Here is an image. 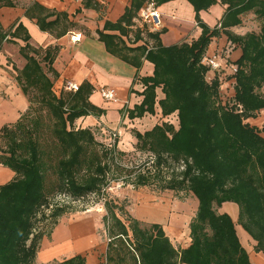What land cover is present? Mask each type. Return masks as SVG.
<instances>
[{"label":"trees","instance_id":"16d2710c","mask_svg":"<svg viewBox=\"0 0 264 264\" xmlns=\"http://www.w3.org/2000/svg\"><path fill=\"white\" fill-rule=\"evenodd\" d=\"M88 1H84L85 6H89ZM147 1L130 0L115 22L105 21L103 29L97 30L98 39L108 53L135 68L142 59L153 65L150 76L139 78L142 99L127 115L129 119L153 115L157 105L166 119L142 133L133 129L132 135L136 149L151 154L158 173L171 162L182 163L180 170L162 178L161 187L187 190L196 198V210L188 224L190 243L176 248L159 223L143 225L122 204L106 199L102 222L108 240L99 264H253L236 223L217 207L225 202L238 205V224L253 250L264 255V135L262 128L247 122L264 109V0H186L193 7L200 34L189 42L167 46L160 44L158 31H146L150 42L137 44L143 33L139 28L132 43L126 40L132 19ZM153 1L160 5L171 0ZM217 3L225 11L217 24L209 26L200 12ZM2 6L13 7L15 2L0 0ZM249 12L261 20L259 31L234 33L231 28L240 25L241 16ZM25 14L35 18L43 31L67 20L66 13L55 14L37 3ZM54 15V20L46 21ZM20 30H24L21 24L14 31L0 25V47ZM221 35L241 50L232 62L235 72L227 77L232 80L233 94L226 99L221 95L218 75L208 79L210 69L202 63L210 43ZM21 38L25 44L19 52L26 63L17 80L29 106L15 122L0 128L4 144L0 165L14 172L11 180L0 184V264H36L39 242L45 234L36 230L38 216L56 225L68 210L64 202L52 204V196L64 194L71 200L91 194L103 196L111 180H117L110 176L115 145L98 141L91 128L73 126L79 117L104 113L89 101L92 86L84 82L75 92L56 95L53 81L58 75L52 63L58 47H48L39 57L41 50L29 44L28 34ZM157 89L163 94L161 98ZM43 127L49 128L51 149L57 150L53 161L48 160L52 150L50 154L42 146ZM154 174H138L136 183L147 184L152 176H158ZM51 264L86 263L77 254Z\"/></svg>","mask_w":264,"mask_h":264},{"label":"crops","instance_id":"0c3cea01","mask_svg":"<svg viewBox=\"0 0 264 264\" xmlns=\"http://www.w3.org/2000/svg\"><path fill=\"white\" fill-rule=\"evenodd\" d=\"M84 1L85 0H14L15 6L0 7V25L4 30L14 31L19 24H21L24 29L19 31L18 36H13L4 41L0 47V127L5 123L15 122L29 106L28 98L22 92L21 86L17 80V75L26 63V60L19 52L20 47L25 44L21 38L25 32L29 36V44L34 48H40L41 55L39 57L44 55V51L48 47H58L52 63V68L58 75L53 81V88L64 89L63 86L68 81L75 82L79 86L84 82L90 84L92 86V91L89 95V101L102 108L106 118H111L109 115L112 114L114 117L109 122L117 124L115 127V125L106 123L102 117L88 115L77 119L76 128H91V125L97 126L102 123L107 129L115 130L118 128L119 122L124 123L127 119L126 123H131V127H134L142 133L145 130L151 129L155 124H159L166 120L161 116L160 109L157 105L153 115L145 114L140 118H126L127 113L125 110L132 109L133 106L138 104L142 99V96L139 94L143 87L139 78L150 76L153 72V65L149 61L142 59L139 68H135L118 57L108 53L103 42L98 39L97 30L103 29L105 21L115 22L122 15L124 9L130 4V0H89V6H85ZM34 3L39 4L49 11L55 12V14L66 13L67 20H61L49 31L41 30L36 24V19L30 18L25 14L26 9ZM94 4L97 5V8H94ZM156 6L161 15L162 23V27L158 31L160 32V44L167 46L181 42H189L198 37L200 28L196 25L194 18L195 13L188 1L171 0ZM209 10L215 13L214 19L205 16L203 11L200 12V17L209 26H214L222 17L225 7L217 3L210 7ZM55 18L56 15L47 18L46 21H52ZM132 20L133 24L130 26L131 31L127 35L128 37L126 36V40L132 43L134 39L133 33L139 28L143 33L136 43L139 44L144 41L150 42V39L145 36V32L148 31L146 26L141 24L137 25L134 18ZM212 20H215L213 21L214 23H211ZM255 20L256 18L253 13L249 12L243 14L241 16V24L232 27L231 30L237 34H244L236 31L238 27L243 26L247 28L246 32L255 31L252 27ZM63 30L64 34L57 37L56 34ZM108 32L116 33V31ZM77 34L80 35V40L72 41L71 36ZM211 44L213 46H211ZM220 48V40L217 38L208 46L205 55L212 57L214 54H220L222 55L223 63L221 69L215 71L210 70L212 74L207 77L209 79L214 74H217L221 81V85L226 83L227 86H229L227 82L232 80L227 77L231 73L230 66L233 65V61L228 57L227 50L237 47L229 45L226 40L223 48L221 50ZM41 64L43 65V63ZM49 76L52 78L51 74H49ZM99 86H102V88H113L115 93L117 92L116 99L113 101L104 100L100 96L99 90L101 88ZM156 92L158 98L163 96L160 89H157ZM108 111L112 112L109 113ZM118 112L121 113L120 118L117 117L116 113ZM82 121H87L89 125L87 126L84 123L81 124ZM124 134V136L130 135L126 130H124ZM13 177L14 172L12 170L0 165V184L8 182ZM230 209L232 213H237L236 211L238 209L239 214V208H237L235 204H231ZM230 209L228 214L231 216ZM84 215L85 214H80L76 216ZM182 217L181 215L177 217L176 220L178 224L183 222ZM100 218L102 219L101 215ZM58 224L53 228L50 234H44L41 237L35 257L36 264H51L55 261H61L77 254L84 257L86 264H99L101 260H103L108 240L106 234L102 231L103 228H100V241L96 244L88 242L91 245L84 247L85 245H83V241L81 242L79 237L71 239L67 233L63 239H55L54 231ZM243 233L246 237L247 244L250 246V248H246V250L249 253L252 263L264 264V255L256 253L253 250L252 242L247 234L245 232ZM189 243L190 238L188 234V243L181 248L186 247Z\"/></svg>","mask_w":264,"mask_h":264},{"label":"rangeland","instance_id":"374dc122","mask_svg":"<svg viewBox=\"0 0 264 264\" xmlns=\"http://www.w3.org/2000/svg\"><path fill=\"white\" fill-rule=\"evenodd\" d=\"M209 9L203 11V14L210 19H214L215 13L213 11H210ZM213 21L215 20H212L211 23H214ZM260 25L261 20L256 19L252 27L256 32H258ZM236 31L239 33H245L247 31V28L243 26L238 27ZM217 39L220 40L221 50L226 43V37L224 35H221ZM212 44L211 46H213ZM227 53L231 61H234L240 55L241 51L240 48L237 47L228 49ZM211 74L212 72L209 71L207 73V76H210ZM231 82L232 81L230 80L227 82L229 83V86H227L226 83H223L221 85V95L223 99H226L233 94V86ZM100 88H102V86ZM53 89L56 95H60L62 93L66 96L67 93L72 92L65 89H57L55 87ZM32 106L34 109L33 113L37 116V104L35 103V101H33ZM128 110H125L126 113H128ZM108 112L111 113L112 111ZM116 114L117 117H121L120 112ZM98 117H102V119L110 125H115V127L117 126L116 123L109 122L114 117L112 114L109 115V117L111 118H106L104 113H102ZM126 118H128V115H126ZM76 121L77 119L75 120L73 125L75 128L77 127ZM126 121L127 119L124 121V123L119 122V126L115 130L107 129L102 123L97 126H90L94 132L95 138L98 141L102 142L106 146L112 144V147H114L115 145L114 149L117 151V154L113 158V160L110 161L112 171V174L110 173V176H116L117 180H111L109 186L106 187L103 196L91 194L79 200H71L64 194L52 196L50 198L52 204L56 202H64L66 206H68L67 212L59 217L57 221V224H59L54 231V238L61 240L64 238V236H66L67 233L69 238L71 239L79 237V239H81V242L83 241V245H85L84 247L91 245L88 242L95 244L98 243L100 241L101 235L99 234L101 233L100 228H103L102 231H104L103 233L105 234L104 225L102 224V219L100 218V215L102 216L105 213L103 202L106 199H111L114 200V202H116L117 204H122L125 207V210H127L128 214L134 215L138 220L142 222L143 225L159 223L163 227L172 244L176 248H181L188 243V224L191 218L194 216L196 210V198L193 197V195L187 190L163 189L161 187V184L162 178L180 170V165H182V163L171 162V165L168 167V169L163 168L158 173L156 166H154L151 161V154L147 151L136 149L135 138L131 133L135 128L131 127V123H126ZM171 121L176 125L175 117L172 116ZM247 122L251 125H256L262 128L261 134L264 135V109L260 110L256 116L247 118ZM83 123L87 126L89 125L87 121H82L81 124ZM124 130H126V132H129L130 135L124 136ZM113 132H118V137H116L115 140H113L111 136ZM43 133L44 138L41 140L42 146L47 148L50 154L52 150V154L50 157L51 159L48 160L53 161L54 155L56 154L57 150L56 148L51 149V147H53V142L50 139L51 135L49 128L43 127ZM1 148H4V144L2 141H0V149ZM148 172L152 174L157 173L158 176H152L150 182L147 184L138 185L136 183V176L138 174H147ZM51 178H53V176L49 174L48 179L51 180ZM231 204H235L238 208V205L236 203L225 202L221 206L217 207V211L219 213H229ZM147 207L161 210L163 213H165V216L158 218H148V216L146 217L144 214V210L147 209ZM230 212L233 221L236 223V229L240 236L241 243L245 248L249 249L250 246L246 242V237L243 233L244 231L237 222L238 209L236 211L237 213H232V210ZM45 214L49 215V211L47 209L45 210ZM80 214L85 215L76 216ZM179 215L183 216V222L180 224H178L176 220ZM38 218L39 219L36 223V230H42L45 234H50L53 228L57 225H53L51 219L49 218L41 219V217L39 216Z\"/></svg>","mask_w":264,"mask_h":264},{"label":"built area","instance_id":"2783aa9c","mask_svg":"<svg viewBox=\"0 0 264 264\" xmlns=\"http://www.w3.org/2000/svg\"><path fill=\"white\" fill-rule=\"evenodd\" d=\"M135 22L141 25H145L149 32L159 31L162 27L161 15L157 9V6L153 0L147 1L142 8L139 10L137 17L134 19ZM72 41H79L80 35L71 36ZM202 63L209 67L210 70H219L222 67L223 58L222 55H213L212 57L204 56L202 58ZM236 67L234 65L230 66L231 73L235 72ZM64 89L67 91L75 92L78 90L79 85L75 82L68 81L64 84ZM100 96L106 101H113L116 99V93L113 88H101L99 90ZM113 140L118 137V132H113L111 134ZM112 147V144L108 145Z\"/></svg>","mask_w":264,"mask_h":264},{"label":"bare ground","instance_id":"6f19581e","mask_svg":"<svg viewBox=\"0 0 264 264\" xmlns=\"http://www.w3.org/2000/svg\"><path fill=\"white\" fill-rule=\"evenodd\" d=\"M144 214L145 216L148 218H158V217H164L165 213H163L161 210H157L155 208H149L147 207V209L144 210Z\"/></svg>","mask_w":264,"mask_h":264}]
</instances>
